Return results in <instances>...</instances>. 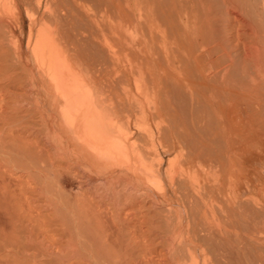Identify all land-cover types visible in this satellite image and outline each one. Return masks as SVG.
Segmentation results:
<instances>
[{
	"label": "bare ground",
	"instance_id": "bare-ground-1",
	"mask_svg": "<svg viewBox=\"0 0 264 264\" xmlns=\"http://www.w3.org/2000/svg\"><path fill=\"white\" fill-rule=\"evenodd\" d=\"M0 264H264V0H0Z\"/></svg>",
	"mask_w": 264,
	"mask_h": 264
},
{
	"label": "rangeland",
	"instance_id": "rangeland-1",
	"mask_svg": "<svg viewBox=\"0 0 264 264\" xmlns=\"http://www.w3.org/2000/svg\"><path fill=\"white\" fill-rule=\"evenodd\" d=\"M26 15V13H24V16ZM23 30L21 32H18L16 34V36L19 38L20 41V45H21V49L26 51L27 48V42H28V36H29V21L27 19V16H25V20H24V24H23ZM164 160L168 163L169 160H171L172 158H174V156H169V155H163ZM166 167V166H165ZM75 191L77 190L76 188L74 189Z\"/></svg>",
	"mask_w": 264,
	"mask_h": 264
}]
</instances>
